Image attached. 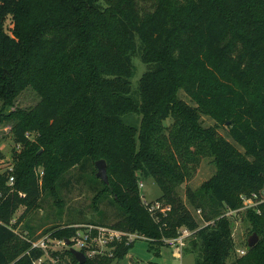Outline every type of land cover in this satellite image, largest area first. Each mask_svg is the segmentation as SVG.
<instances>
[{
  "label": "trees",
  "instance_id": "obj_1",
  "mask_svg": "<svg viewBox=\"0 0 264 264\" xmlns=\"http://www.w3.org/2000/svg\"><path fill=\"white\" fill-rule=\"evenodd\" d=\"M139 44L149 68L135 97ZM28 86L39 101L6 112ZM0 99V121L13 119L21 145L12 169L3 167L0 148V264L43 257L37 239L17 230L19 222L41 206L44 192L63 207L66 173L88 160L94 172L100 158L109 183L98 178L94 207L110 194L120 218L94 224L144 234L157 255L165 238L189 227L196 264H264V204L261 212L247 210L260 239L231 263L235 240L230 219L221 216L264 184V0H0ZM203 114L215 123L205 125ZM204 157H212L213 175L197 190L187 187L208 222L200 226L177 188ZM141 173L154 177L162 190L157 199L171 205L159 220L140 192ZM48 230L70 241L78 227ZM133 244L113 241L111 254L88 255L84 263L70 245L65 253L74 264H120Z\"/></svg>",
  "mask_w": 264,
  "mask_h": 264
},
{
  "label": "rangeland",
  "instance_id": "obj_2",
  "mask_svg": "<svg viewBox=\"0 0 264 264\" xmlns=\"http://www.w3.org/2000/svg\"><path fill=\"white\" fill-rule=\"evenodd\" d=\"M141 53L142 47L139 44L136 52L132 56L135 69V74L132 77V94L135 97H139L140 77L149 68L148 64L142 60ZM180 95L190 103H193L189 96L183 91L180 92ZM39 99L40 96L38 92L32 86H28L20 92L14 105L11 107L9 106L5 111L8 112L15 107L29 108L35 105ZM2 103L0 99V109L2 108ZM133 118L137 119L138 122L140 120V116H137V114L133 115ZM202 119L205 125L215 123V120L206 114H203ZM12 120L13 119L10 117H4L0 121V148L5 155L2 160L4 168L14 165L15 150H20L21 148V145L17 144L14 140V135L11 130ZM218 130L221 134L232 140L228 133V127L220 126ZM93 169L94 164L90 160L86 161L84 166L78 165L71 168L60 182L63 207H60L54 201L50 193L44 192L40 200L41 206L27 212L17 226V230L27 238L39 240L45 237L44 239H46V241L44 245L39 247L44 249L45 253L43 257L50 264H74L71 263V257L65 253V251L69 245L75 246L78 241H61L62 239L51 236V231L48 229H52L59 225L65 226L66 224H70L77 226L79 233H84L91 227L89 226L91 222L92 224L96 222L113 223L120 218V211L110 194L106 195L99 203V209L94 207L93 197L101 188L102 182L100 180L101 178L95 175L97 166L95 165L94 172ZM215 169L216 165L212 161V157H204L200 164L194 169L192 177L177 188L184 202L199 220L200 225L205 223L202 218V212L198 213V206H196L189 197L187 187L190 186L192 190H197L205 180L213 175ZM37 172L40 179H42L44 175V168L42 165L38 167ZM140 192L144 199L149 201H154L162 195V190L154 177L149 174L142 175V173L140 177ZM24 209L25 207L21 206L17 210L15 216L18 218L23 213ZM230 222L235 240V251L229 258V262L231 263L236 257L237 248H248V239L255 231L252 230V225L247 218V212H241L240 215L231 218ZM91 231L94 232L96 230L92 228ZM77 235L80 234L76 233L72 238L77 237ZM192 238L193 235L189 236L185 240L183 246L179 242L162 244L159 246L160 254L158 255L155 254L156 249L149 248L150 243L147 238H136L128 254L122 258L119 263L146 264L150 261H156L157 264H196L198 252L197 250L191 251L189 249L192 247ZM38 242L42 243V241ZM94 243L96 242L94 241ZM112 250L113 248L109 245L105 246L104 252L106 251L107 254H111ZM82 251L88 256L85 249H82Z\"/></svg>",
  "mask_w": 264,
  "mask_h": 264
},
{
  "label": "built area",
  "instance_id": "obj_3",
  "mask_svg": "<svg viewBox=\"0 0 264 264\" xmlns=\"http://www.w3.org/2000/svg\"><path fill=\"white\" fill-rule=\"evenodd\" d=\"M10 169H12V166L10 167ZM14 180H15L14 175L10 174L9 181L13 183ZM241 198H242L241 206L237 208L228 207L224 210L221 216L225 215L229 219H231L237 215H240L241 212H247V210L251 208L255 209L257 212H261V205L264 204V184L259 191L252 192L251 194H242ZM145 203L147 204L148 209L150 210L152 216L156 220L160 219L161 214H166L171 209L170 204L164 203V201L159 199H155L154 201H149L145 199ZM197 211L198 213L202 212L200 208H198ZM207 223L208 222L205 221V223H203L200 226H203ZM89 226L95 228L96 231L92 232L91 227L88 228L89 230L87 229V231H85L84 233L83 232L79 233L78 230L76 233L80 235H77V237H73L71 239L74 241H78V243L75 246H71V247H75L80 250L85 249L88 255L103 253L105 250V246H109L110 243L113 241H121L123 238H126L127 242H131V241L134 242L136 238H140V237H145L149 239L148 236L136 231H126L108 225H100V224H92V223ZM194 231L195 229H191L189 227H183L176 237L165 238V240L168 241L169 243L179 242L183 246L185 240L189 236H191L194 233ZM44 238L35 240V242H33V246H43L46 241V239ZM38 241H42V243H39ZM61 241H65V239H62ZM94 241L96 243H94ZM110 246L113 247L112 245ZM246 251H247V247L237 248V254L239 255L246 253ZM104 253H106V251ZM44 260H45L44 257L41 256L34 260V264H43Z\"/></svg>",
  "mask_w": 264,
  "mask_h": 264
},
{
  "label": "water",
  "instance_id": "obj_4",
  "mask_svg": "<svg viewBox=\"0 0 264 264\" xmlns=\"http://www.w3.org/2000/svg\"><path fill=\"white\" fill-rule=\"evenodd\" d=\"M97 172L96 175L103 179L106 183H109V176L107 170V161L105 158H100L96 160ZM259 240V235L255 231L248 239V245L250 247L254 246ZM69 242V239H66ZM71 252L76 256L80 263H84L87 260V255L84 251L77 249L75 247H71Z\"/></svg>",
  "mask_w": 264,
  "mask_h": 264
}]
</instances>
